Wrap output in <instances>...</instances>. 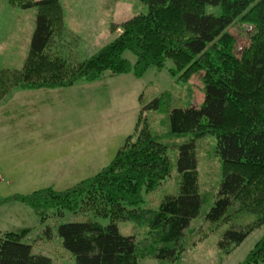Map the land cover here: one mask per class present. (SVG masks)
<instances>
[{
    "label": "trees",
    "instance_id": "16d2710c",
    "mask_svg": "<svg viewBox=\"0 0 264 264\" xmlns=\"http://www.w3.org/2000/svg\"><path fill=\"white\" fill-rule=\"evenodd\" d=\"M10 1L36 13L23 65L18 71L0 69V88L55 90L98 81L105 72L138 78L155 68L176 76L185 91L173 96L168 90L143 105L134 133L92 178L63 191L46 189L20 198L38 214L41 207L53 208L56 219L71 218L57 226L55 236L46 226L41 234L47 241L59 239L73 264L146 259L179 264L209 235L218 238L217 251L225 256L264 227V0H137L145 13L122 23L121 33L88 59L72 64L60 51L51 54L63 25L53 22L49 7L60 6L63 20L61 5L73 0ZM237 24L241 30L250 25L253 32L237 37ZM125 53L134 56V64ZM192 78L201 83L199 107L191 105L201 94L191 93ZM161 113L167 116V143L151 129ZM207 137L216 140L211 158L221 162L222 175L211 207L201 214L206 195L199 165L212 155L201 148ZM169 149L176 153L173 161ZM127 222L142 233L140 240L119 233V225ZM29 231L0 237V264H61L33 253ZM192 234L197 238L187 247ZM242 264H264V235Z\"/></svg>",
    "mask_w": 264,
    "mask_h": 264
},
{
    "label": "rangeland",
    "instance_id": "374dc122",
    "mask_svg": "<svg viewBox=\"0 0 264 264\" xmlns=\"http://www.w3.org/2000/svg\"><path fill=\"white\" fill-rule=\"evenodd\" d=\"M61 6H64V12L72 11L78 18L68 23L61 20L60 6L49 7L56 15L53 22L58 25L61 21L63 25V29L58 27L60 29L56 30V43L50 48L53 49L51 54L60 51L61 57L70 64L88 59L121 33L122 23L146 12V7L137 0H117L116 3L113 0H73ZM35 13V10L19 9L10 0H0L1 70L21 69L34 30ZM238 26L234 28L236 32L233 31L237 37L253 32L250 25L242 26V30ZM236 51L241 50L237 48ZM123 57L134 64L132 54L125 53ZM167 66L170 65L167 63ZM176 80L177 77L166 69L153 68L138 78L132 73L112 76L105 72L98 81L81 80L70 87L55 90L26 91L1 86L0 237L9 231L28 229V243L33 246V253L58 258L57 262L61 264H73L64 255L59 239L47 241L41 234L49 225L55 236L57 226L69 222L71 218L65 215L56 219L53 208L41 207L38 214L20 198L46 189L63 191L75 187L109 166L128 136L134 133L143 105L168 90L173 96L185 94L183 86ZM200 84L198 79L192 78L187 85L191 86V93L195 95L201 93ZM202 95L197 94L191 105L199 107ZM185 98L179 103H185ZM164 116L162 113L155 116L162 118L163 122L157 118L151 129L155 135V132L162 133V141L167 143L168 121ZM215 144L214 137H207L201 147L212 154L200 160L199 165L203 184L201 193L206 195L201 214H206L211 207V196L221 181V162L211 158ZM175 155L169 149V159L173 161ZM131 224H120L119 233L140 240L142 233ZM263 235L264 227L255 230L238 248L225 256L217 251L218 238L209 235L203 244L188 250L179 264H242ZM196 238L192 234L187 247ZM45 240L47 243H44ZM51 248L56 251H48ZM140 264L162 263L146 259Z\"/></svg>",
    "mask_w": 264,
    "mask_h": 264
},
{
    "label": "crops",
    "instance_id": "0c3cea01",
    "mask_svg": "<svg viewBox=\"0 0 264 264\" xmlns=\"http://www.w3.org/2000/svg\"><path fill=\"white\" fill-rule=\"evenodd\" d=\"M62 12H63V20L64 21H67L69 23V21L73 22V21H76V19L78 17H76V14H73L72 11H69L68 13L64 12L63 8H62ZM73 24V23H71ZM70 25V24H69Z\"/></svg>",
    "mask_w": 264,
    "mask_h": 264
}]
</instances>
